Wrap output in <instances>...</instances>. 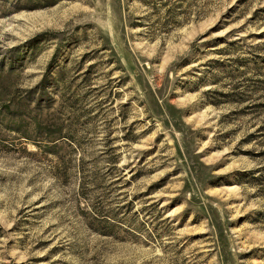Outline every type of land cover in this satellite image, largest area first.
<instances>
[{"label":"rangeland","instance_id":"obj_1","mask_svg":"<svg viewBox=\"0 0 264 264\" xmlns=\"http://www.w3.org/2000/svg\"><path fill=\"white\" fill-rule=\"evenodd\" d=\"M0 264H264V0H0Z\"/></svg>","mask_w":264,"mask_h":264}]
</instances>
